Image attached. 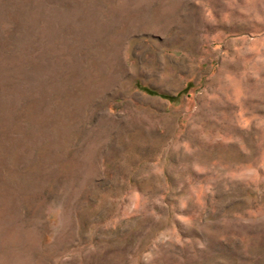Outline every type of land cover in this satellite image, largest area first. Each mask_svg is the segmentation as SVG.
<instances>
[{
    "label": "rangeland",
    "instance_id": "374dc122",
    "mask_svg": "<svg viewBox=\"0 0 264 264\" xmlns=\"http://www.w3.org/2000/svg\"><path fill=\"white\" fill-rule=\"evenodd\" d=\"M0 264H264V0H0Z\"/></svg>",
    "mask_w": 264,
    "mask_h": 264
}]
</instances>
